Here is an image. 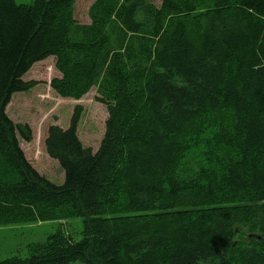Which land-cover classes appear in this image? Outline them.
<instances>
[{
	"label": "trees",
	"instance_id": "16d2710c",
	"mask_svg": "<svg viewBox=\"0 0 264 264\" xmlns=\"http://www.w3.org/2000/svg\"><path fill=\"white\" fill-rule=\"evenodd\" d=\"M75 1L0 0V227L82 220L79 241L57 230L28 244L26 258L0 264H104L110 186L132 213L191 212L121 239L122 264H234L237 226L252 223L264 236V0H212L205 9L193 0H95L89 24L72 17ZM195 15L198 43L187 25ZM48 58L59 98L94 88L108 115L96 152L79 140L77 109L66 129L48 127L45 152L63 173L57 185L27 161L22 129L5 112L14 94L36 86L23 78ZM139 107L154 130L139 124ZM224 111L230 124L204 141L223 153L175 172L173 139Z\"/></svg>",
	"mask_w": 264,
	"mask_h": 264
},
{
	"label": "rangeland",
	"instance_id": "374dc122",
	"mask_svg": "<svg viewBox=\"0 0 264 264\" xmlns=\"http://www.w3.org/2000/svg\"><path fill=\"white\" fill-rule=\"evenodd\" d=\"M34 0H14L17 5H30ZM95 0H76L71 6L74 20L80 24H89V9ZM159 6L161 0H150ZM201 9L208 8L212 0H193ZM201 17L193 16L187 21L191 40L198 43ZM53 58L35 64L24 76L25 81H34L36 86L25 93H16L11 97L5 112L9 119L22 129L18 135L20 147L27 161L41 175L54 184L63 183V173L57 163L51 160L45 152L44 140L49 126H58L66 129L74 112L80 113L78 123V137L84 147L96 152L103 139L105 121L107 119L106 106L96 99L99 95L91 89L79 100L61 99L50 88L52 79L58 78ZM139 124L147 129L154 130L151 120L144 108L139 107ZM230 124V116L226 111L215 115L193 120L186 126V134L175 137L172 141L176 152L172 168L175 172L187 171L197 165L215 162V157L223 153V149H208L204 141ZM26 138H24V137ZM206 159H209V163ZM109 200L105 207V218L109 222L112 236L109 242L101 245L99 252L104 264H122L120 255V241L124 237L141 230L163 224L166 226L181 223L191 212L171 211L163 215L138 214L129 212L121 195L110 186ZM57 230L71 236L73 241L81 239L82 220L67 219L57 222L32 223L27 225L0 227V261L13 256L26 258V246L30 243H39L54 234ZM253 251L256 253L253 260L246 259L241 252ZM234 264H264V236L252 223L239 225L235 228V239L230 252ZM72 264H82L80 262Z\"/></svg>",
	"mask_w": 264,
	"mask_h": 264
}]
</instances>
